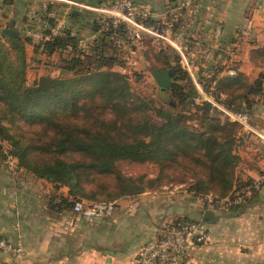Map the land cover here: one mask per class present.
Listing matches in <instances>:
<instances>
[{
	"label": "trees",
	"instance_id": "16d2710c",
	"mask_svg": "<svg viewBox=\"0 0 264 264\" xmlns=\"http://www.w3.org/2000/svg\"><path fill=\"white\" fill-rule=\"evenodd\" d=\"M27 1L3 0L2 5L8 8L19 5L21 10ZM103 3L104 0H100L98 4ZM56 7L49 5L48 9ZM58 7L69 20L64 35L41 44L33 43L31 38L26 41L34 47L35 54L49 57L58 53L77 54L65 62L63 75L72 73L71 78L42 77L29 86L25 45L19 37L14 38L19 46L17 54H20L15 62L0 44V155L3 162L9 155L18 164L19 176L29 173L57 189H68L70 199H60L59 206L68 210L74 209L77 202L117 206L122 199L141 195V189L133 186V178L122 173L123 163L158 166L159 181L168 169H181L195 182L191 192L203 196L213 194L218 198L213 199L215 208L220 206L215 201L253 185L247 178L240 177V174L245 176L239 169L241 157L237 153L240 147H245V140L239 138L240 127L210 103L195 104L197 89L177 54L179 65L172 67L169 57L162 52L165 63L160 70H176L174 84L168 90L176 106L173 112H167L155 106L154 101L135 96L129 75L101 69L103 61L108 59L125 66L113 42L117 34L125 35L123 28L117 31L111 26L102 28L94 14L68 10L63 5ZM40 8L37 16L51 25L52 20L44 17ZM186 12L180 17L178 27L186 28L183 18ZM148 23L154 24L151 20ZM79 25L90 27L96 35L86 51L79 46L81 37L75 36L79 31L75 34L74 30ZM110 51L118 57L107 58L106 53ZM84 60H89L88 69ZM94 60L99 66L93 71ZM229 69L235 70V75L225 74L219 79V75L225 73L223 68L217 71V78L200 75L199 82L207 92L217 87L214 96L219 103L251 115L258 103L256 100L264 101V75L254 83H247L236 68ZM161 93L166 95L167 92ZM221 95L225 98L221 99ZM179 109L181 111L177 112ZM194 119L199 126L190 127L188 122ZM5 121L16 128V135L8 133L10 129L3 126ZM248 201L226 207V211L239 212Z\"/></svg>",
	"mask_w": 264,
	"mask_h": 264
},
{
	"label": "crops",
	"instance_id": "0c3cea01",
	"mask_svg": "<svg viewBox=\"0 0 264 264\" xmlns=\"http://www.w3.org/2000/svg\"><path fill=\"white\" fill-rule=\"evenodd\" d=\"M71 1L98 6L100 0ZM181 1L134 0L156 25L165 24L168 9ZM26 3L23 13L37 16L41 2ZM199 7L197 15L188 10L183 16L188 57L197 63L198 79L217 78V71L236 61V71L249 83L264 75V0H201ZM218 25L222 34L215 41ZM256 102L250 113L252 124L264 128V101ZM243 148L248 152L243 177L256 182L262 175L264 152L256 139ZM62 198L70 199L68 189H57L29 173L12 177L0 155V238L25 253L14 258L0 252V264H134L146 243L186 222H204L210 234V242L187 264L264 263V186L236 213L216 211L210 205L200 208L188 198L175 199L176 203L171 197L141 194L118 201L111 218L96 220L73 208H60ZM206 212L213 214L211 221L204 219Z\"/></svg>",
	"mask_w": 264,
	"mask_h": 264
},
{
	"label": "built area",
	"instance_id": "2783aa9c",
	"mask_svg": "<svg viewBox=\"0 0 264 264\" xmlns=\"http://www.w3.org/2000/svg\"><path fill=\"white\" fill-rule=\"evenodd\" d=\"M39 1L41 2V14L51 19L52 24L45 22L41 16H36L34 26L28 27L26 30L28 37L35 40L36 44L45 43L64 35L69 27V20L58 7L63 5L68 10L74 9L96 15L102 28L111 26L115 31L123 28L125 35L117 34L113 42L119 53L126 55V58L123 59L126 63L129 58H134L137 50L147 44L171 48L180 56L183 69L189 74L197 89V96L194 98L195 104L210 103L222 112L231 123L240 127L239 138L246 141L258 140L261 150L264 152V128L255 127L248 113L233 111L219 103L214 96L217 92L216 86H213L210 92L205 91L198 79L197 66L188 58L189 35L187 30L178 27V24L184 11L190 10L192 13H198L201 0H182L171 6L167 11V21L163 25L149 24L150 14L139 10L134 0H109L107 4L98 6L71 0ZM49 5H56L57 7L49 10ZM219 30L215 36L217 41L222 34L221 25ZM88 48L89 44L83 46L85 51ZM230 72L228 75H235V71ZM224 98L225 96L221 95V99ZM1 145L5 146V143H1ZM4 166L12 177L17 178L19 176L20 170L14 158L8 155L4 160ZM263 186L264 166L258 181L253 182L252 186H248L240 193L222 201L221 204L226 205V207L242 205L251 198L254 191ZM208 203H213L211 197L208 199ZM115 208L114 203L77 202L74 206V212L96 220H107L114 215ZM209 242L210 234L204 222L184 223L163 231L158 239L146 243L136 257L134 264H187L193 255ZM0 252L14 258L25 254L22 248L15 247L2 238H0Z\"/></svg>",
	"mask_w": 264,
	"mask_h": 264
},
{
	"label": "rangeland",
	"instance_id": "374dc122",
	"mask_svg": "<svg viewBox=\"0 0 264 264\" xmlns=\"http://www.w3.org/2000/svg\"><path fill=\"white\" fill-rule=\"evenodd\" d=\"M2 2L3 0H0V44H3L6 47L7 51L10 53V57L15 62H17L18 57L20 56V54L19 55L17 54L18 47H19L18 44L15 42L14 39L12 41H9L10 39L9 36L2 37V33L5 30L16 31L19 37V41L25 45L24 48H25V54H26L27 84L29 86H32L35 82H37L42 77H51V78L56 79L62 76H65L66 78H71L72 76H74V74L72 73L71 74L66 73L63 75V70L65 68V64H66L65 62L72 60V58L76 57L77 54H69V53L59 54L58 53L52 57H49L46 54H35L34 47L31 45H28L26 41L27 38L29 37L26 34V29H24L26 25H29L30 27H32V24L34 25L33 17L35 15L33 14V16H30L31 12L23 13V9L20 10L19 5H15V7H10V8L5 7L4 5H2ZM25 8H27V6ZM193 14L197 15L198 13H193ZM193 14L191 13V17L194 18ZM25 16H27L26 22L23 21V18ZM34 18H36V16ZM263 28H264V24H263ZM78 31L79 33L75 36L81 37L79 46L82 49H83V46H86L92 43V41L96 38L95 37L96 35L92 33V30L90 29V27L79 25L74 30L75 34ZM218 31H220L219 26L216 27L214 30V37L216 36ZM215 40L217 41V38ZM31 41L36 44L35 40H33L32 38H31ZM162 52L166 53L167 56L169 57L171 66L177 67L178 63L176 62V54L178 55V53L176 51H174L171 48H164L162 46H157V45H149V46H143V48L137 50V52L134 55V58H129L125 66L119 65L117 60H116L117 62H112V60L108 59V60L103 61L104 66L101 67V69L105 71L112 70L116 72H122L123 74L129 75L132 78V81H131L132 92L135 96L141 97L145 100L154 101L155 106L160 107L166 110L167 112H173V108L176 106V101H174V99H171L169 91H166L167 92L165 93L166 95L161 93L159 86L157 85V83L155 82V80L153 79L151 75V72L153 70H156V69L160 70L164 67V63H165L164 57L165 56L162 54ZM94 56L95 58H98L96 57V55ZM188 56H189V53H188ZM106 57L113 59L115 57H118V54L116 53L113 54L112 51H110V53L108 54L106 53ZM119 58L123 60L124 58H126V55H121L119 56ZM194 60L196 59L194 58ZM232 62H235V61H232ZM84 63L86 65L85 67H87L88 69L89 60H84ZM180 63H181V60H180ZM194 64L197 66L196 62ZM98 66L99 64L97 63V61L95 60L92 61L93 71ZM231 67L236 68L237 61L233 63L232 66L229 65L227 67H224L225 74H228L230 71H232L229 69ZM233 72H230V73H233ZM137 75L141 76V79H138ZM262 75L263 73L260 76ZM246 81L248 83L247 78H246ZM176 111L180 112L181 109L176 110ZM0 118H1V115H0ZM0 125H1V121H0ZM188 125L190 127L199 126V122L198 120H195V119L192 121L189 120ZM3 126L10 129V131L8 132L10 135L11 134L16 135V131H15L16 128L13 125H10L8 122L5 121L3 122ZM244 145L246 147L248 145V141H246ZM237 153L241 157V164H240L239 169L244 172L245 170L248 169V152L246 151V148L242 149L240 147ZM121 171L127 177L133 178V182H132L133 186L137 187V189H141L142 191L141 194H145L146 196H149V197H160V198L171 197L174 200L175 199L180 200V198L182 197L188 198L191 201L190 203H193L195 206L202 205L203 208H206V209L208 208L209 205L213 206L212 204L208 203V199L211 197L212 199L216 200L215 198H217L213 194H208V195L203 196V195H196L194 192H191V187L195 184V182L194 180H192V178L189 179L190 178L189 175L186 172L182 171L181 169H168V171L164 173L163 175L164 177L161 178V181H159L160 179L159 178V167L154 166L150 163H147V164H125L123 163ZM244 174L246 173L244 172ZM240 177L243 178L242 174H240ZM240 192L241 191H236L228 198H231L232 196ZM226 199L215 201L217 202V204L220 205L218 208H215L217 209L216 211L221 212V210H224V211L226 210V205L221 204V202L225 201ZM116 209H117V206L115 208V211Z\"/></svg>",
	"mask_w": 264,
	"mask_h": 264
},
{
	"label": "water",
	"instance_id": "95a60500",
	"mask_svg": "<svg viewBox=\"0 0 264 264\" xmlns=\"http://www.w3.org/2000/svg\"><path fill=\"white\" fill-rule=\"evenodd\" d=\"M5 36H9L10 39L9 41H12L14 38H18V35L16 33V31L14 30H5L2 33V37ZM151 75L153 77V79L155 80V82L157 83V85L159 86L160 90L162 92H166L169 89H171V87L174 84V77L176 75V70L175 69H169V70H153L151 72ZM213 217V214L210 212H206L204 215V219L206 221H211ZM264 264V263H263Z\"/></svg>",
	"mask_w": 264,
	"mask_h": 264
}]
</instances>
